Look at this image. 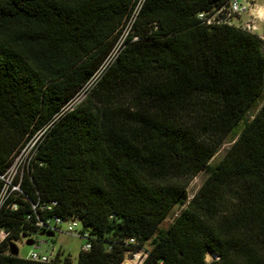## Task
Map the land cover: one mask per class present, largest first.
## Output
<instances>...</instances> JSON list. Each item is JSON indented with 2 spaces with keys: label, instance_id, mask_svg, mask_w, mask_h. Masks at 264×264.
Wrapping results in <instances>:
<instances>
[{
  "label": "trees",
  "instance_id": "trees-1",
  "mask_svg": "<svg viewBox=\"0 0 264 264\" xmlns=\"http://www.w3.org/2000/svg\"><path fill=\"white\" fill-rule=\"evenodd\" d=\"M139 1L0 0V175L53 122L0 207V264H72L9 253L53 217L88 235L76 264L138 251L141 264H264V44L197 18L229 0H142L135 13ZM131 20L116 59L61 114Z\"/></svg>",
  "mask_w": 264,
  "mask_h": 264
},
{
  "label": "built area",
  "instance_id": "built-area-1",
  "mask_svg": "<svg viewBox=\"0 0 264 264\" xmlns=\"http://www.w3.org/2000/svg\"><path fill=\"white\" fill-rule=\"evenodd\" d=\"M142 0L139 1L135 13H137L140 8ZM260 9L256 6L255 0H229L226 6L220 7L218 9H212L207 12H201L197 15V18L207 26L213 25H229L240 28L242 31L255 34L259 17ZM248 16V21L235 24V21L239 20L242 15ZM133 20L129 21L126 27L120 33L115 45L103 60L99 68L94 72L87 83L82 86L76 94L63 106L61 114L72 109L74 106L79 104L88 94V92L94 87L97 81L100 79L101 75L104 73L105 69L110 66L113 61L118 56L119 52L123 47V43L128 36ZM258 36V35H257ZM259 37V36H258ZM260 38V37H259ZM261 39V38H260ZM53 122L47 124L41 130H39L19 151L11 165L8 167L3 175H0V181L2 187L0 190V207L6 201V199L14 192H19V186L14 184L16 178L21 174L22 170L28 166L29 161L33 155L37 143L44 136L46 131L52 125ZM55 202H51L50 206L46 209H50L54 206ZM35 208V207H33ZM61 224H67L66 233L69 235H79L81 238L85 239L86 243L82 248V251H88L90 249V244L87 242V233L81 232L80 223L77 220H63L59 217H53L45 221H38L36 226L38 227L37 233L40 231H47L55 234L60 229ZM77 228H80V232H77ZM36 233V234H37ZM132 242V240H130ZM33 248L29 251L26 258L31 262L36 263H49L54 259L55 256H51L40 250L39 246L33 242ZM146 253L144 251H138L133 254H127L125 260L122 264H141ZM127 262V263H126Z\"/></svg>",
  "mask_w": 264,
  "mask_h": 264
},
{
  "label": "rangeland",
  "instance_id": "rangeland-1",
  "mask_svg": "<svg viewBox=\"0 0 264 264\" xmlns=\"http://www.w3.org/2000/svg\"><path fill=\"white\" fill-rule=\"evenodd\" d=\"M241 1V0H239ZM256 4L263 5L264 0H255ZM248 21V16L242 15L241 18L237 21H235V24H242L244 22ZM256 35H258L263 44H264V22L257 23V28L255 31ZM264 101V94L263 99L258 102V105L262 104ZM258 110V107L253 111V113ZM252 112L247 115V118L251 119ZM238 130H235L231 132L223 141L221 146L218 148L212 159L210 160L211 165L217 164L225 155V153L228 151V149L231 147V145L234 143L238 136ZM206 175L204 173H199L196 177L193 178L191 181L188 189H187V201L192 198V196L196 193V191L199 189L201 184L203 183ZM182 210V208H174L172 212L169 214V216L164 220V222L161 224V228H166L169 224L172 223V221L176 218L178 213ZM67 224H61L60 229L58 232L54 234L51 238H45V237H37L36 235L31 236H23L18 241L14 242V245L16 246L18 250V257L20 258H26L29 251L32 249V246H26V241L31 240L35 243L38 241L44 242L41 245V250L45 253L50 254L51 256H55L58 251L62 253L63 256H69L72 264H76L77 257L79 252L82 250L83 246L85 245L86 241L85 239L81 238L79 235H69L66 233ZM77 232H80V228H77ZM3 237L2 234L0 236ZM213 258L210 255L206 256V261H211ZM127 263V262H126ZM130 264V263H128Z\"/></svg>",
  "mask_w": 264,
  "mask_h": 264
},
{
  "label": "water",
  "instance_id": "water-1",
  "mask_svg": "<svg viewBox=\"0 0 264 264\" xmlns=\"http://www.w3.org/2000/svg\"><path fill=\"white\" fill-rule=\"evenodd\" d=\"M37 237H45V238H51L54 236L53 233L51 232H47V231H40L36 234ZM26 246H32L33 245V241L28 240L26 241ZM9 253L12 256H17L18 255V250L16 248V246L14 245V243H12L11 245H9Z\"/></svg>",
  "mask_w": 264,
  "mask_h": 264
},
{
  "label": "crops",
  "instance_id": "crops-1",
  "mask_svg": "<svg viewBox=\"0 0 264 264\" xmlns=\"http://www.w3.org/2000/svg\"><path fill=\"white\" fill-rule=\"evenodd\" d=\"M256 6H258L259 7V9H260V12H259V17H260V19L258 20V24L259 23H262V22H264V4L263 5H259V4H256ZM35 243V242H34ZM44 242L42 241V242H40V241H38L37 243H35V244H37L38 246H39V248H41V245L43 244ZM32 248H33V246H32ZM41 250V249H40ZM42 251V250H41ZM58 252H60V251H58ZM61 253V252H60Z\"/></svg>",
  "mask_w": 264,
  "mask_h": 264
}]
</instances>
